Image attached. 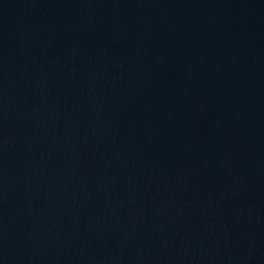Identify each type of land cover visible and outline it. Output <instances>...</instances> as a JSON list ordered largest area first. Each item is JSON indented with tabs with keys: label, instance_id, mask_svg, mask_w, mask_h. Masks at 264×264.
<instances>
[{
	"label": "water",
	"instance_id": "water-1",
	"mask_svg": "<svg viewBox=\"0 0 264 264\" xmlns=\"http://www.w3.org/2000/svg\"><path fill=\"white\" fill-rule=\"evenodd\" d=\"M0 264H39L26 242L1 208Z\"/></svg>",
	"mask_w": 264,
	"mask_h": 264
}]
</instances>
